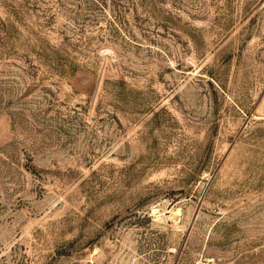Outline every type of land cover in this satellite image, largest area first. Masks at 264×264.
Returning a JSON list of instances; mask_svg holds the SVG:
<instances>
[{
    "label": "rangeland",
    "instance_id": "obj_1",
    "mask_svg": "<svg viewBox=\"0 0 264 264\" xmlns=\"http://www.w3.org/2000/svg\"><path fill=\"white\" fill-rule=\"evenodd\" d=\"M0 264H264V0H0Z\"/></svg>",
    "mask_w": 264,
    "mask_h": 264
}]
</instances>
